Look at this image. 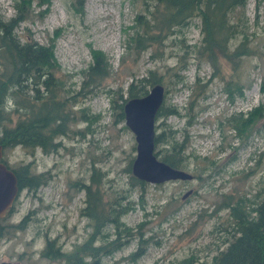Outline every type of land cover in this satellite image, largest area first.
<instances>
[{"label":"rangeland","instance_id":"obj_1","mask_svg":"<svg viewBox=\"0 0 264 264\" xmlns=\"http://www.w3.org/2000/svg\"><path fill=\"white\" fill-rule=\"evenodd\" d=\"M21 1L0 0V11L6 17L16 15V3ZM146 1L154 0H86L83 5L78 0L31 2L32 12L17 32L23 41L32 36L45 45L54 42L61 65L58 74L65 86L81 88L82 71L93 62V49L108 55L113 70L94 92L77 96L73 106L77 118L69 133L57 138L61 144L56 151L45 153L38 147L32 153L18 145L4 152L12 167L31 162L34 171L47 172L50 178L38 189L19 191L7 220L16 223L25 218V223L0 239V262L66 264L42 256L41 250L48 238L72 250L92 231L90 218L82 213L86 189L79 183L91 181L94 165L105 173V200L126 194L124 201L133 203L122 219L136 235L105 255L107 264H214V255L227 245L230 235L226 201L231 196L264 197V110L254 121L247 120L250 111L264 105V3L257 9V0L247 2L246 15L258 52L244 56L235 71L223 55L217 70L209 60L182 47L181 36L191 45L200 43L198 16L147 50L127 48ZM241 38L233 39L232 45ZM150 70L161 74L165 104L181 111L156 119L157 130L166 126L162 121L178 129L177 138L185 141L191 154L182 168L194 178L148 181L142 190L131 188L127 170L137 154L136 135L126 121H115L107 91L126 90L133 77L146 76ZM177 72L184 80L178 81ZM236 78L245 85L244 94L231 98L226 88L228 80ZM83 107L95 116L81 118ZM141 238L145 251L133 260L131 254Z\"/></svg>","mask_w":264,"mask_h":264},{"label":"trees","instance_id":"obj_2","mask_svg":"<svg viewBox=\"0 0 264 264\" xmlns=\"http://www.w3.org/2000/svg\"><path fill=\"white\" fill-rule=\"evenodd\" d=\"M32 1L16 3L17 14L11 17H6L0 11V143L4 152L18 145L32 153L38 147L45 153L56 151L61 144L57 138L68 134L72 122L77 118V111L73 107L78 102L77 96H88L94 92L93 88L100 85L113 70L108 55L102 50L93 49V62L82 71L85 79L81 88L76 90L65 86L63 78L58 74L61 65L55 54L54 42L45 45L32 36L23 41L17 32L21 22L32 12ZM85 1L78 0L81 5ZM247 2L146 1L145 13L138 14L127 48L147 50L155 42H161L175 27L183 30L198 16L202 21L200 43L191 45L181 36L182 47L186 52L195 53L199 59L209 60L217 70H220L219 58L223 55L238 71L244 56L258 52L246 15ZM263 3L264 0H257V9ZM256 17L258 21L259 13ZM239 35L242 38L233 46V39ZM177 74L179 82L184 80L179 72ZM159 82H163L161 74L150 70L146 76L133 77L126 90L123 87L108 89L116 115L115 121H126L125 103L128 99L146 95L150 87ZM244 89L245 85L238 78L228 80L226 90L231 98L244 94ZM263 110L264 105L256 107L253 112L250 111L251 116L247 120L254 121ZM176 113H181L180 108L173 104L167 105L164 101L157 111L156 119ZM81 115L86 120L95 116L87 107L81 109ZM162 123L166 126L159 131L155 125L156 154L174 167H185L191 156L186 152L187 144L177 138L178 129L170 127L166 121ZM247 126L243 125V129ZM237 127L241 128V125ZM134 159L130 160L127 168L131 173V188L140 186L143 190L148 181L133 173ZM3 161L16 172L20 190H35L49 181L47 172L34 171L31 162L12 167L4 157ZM104 176L102 169L94 165L91 181L79 183L86 189L87 195V205L82 208V213L90 218L93 228L88 237L75 244L72 250H65L56 239L48 238L41 250L42 256L61 259L66 264H107L104 256L113 253L136 235L135 230L122 219L123 214L133 207L132 201H124L126 194L105 200L106 191L102 185ZM225 204L230 209V235L227 245L214 255L213 263L264 264V197L252 200L243 195L237 198L231 196ZM12 210L13 205L6 215L0 216V239L11 236L24 226L25 218L16 223L7 220ZM108 225L111 227L107 228ZM145 248V241L141 238L138 249L131 254L133 260L139 258Z\"/></svg>","mask_w":264,"mask_h":264},{"label":"water","instance_id":"obj_3","mask_svg":"<svg viewBox=\"0 0 264 264\" xmlns=\"http://www.w3.org/2000/svg\"><path fill=\"white\" fill-rule=\"evenodd\" d=\"M164 97V85L157 83L146 95L130 98L125 103L126 124L135 133L137 140V154L132 164L133 173L153 183L194 178L193 173L170 165L155 152L156 115ZM3 156L4 147L0 143V216L6 215L20 191L18 176L3 161ZM0 264L17 263L2 261Z\"/></svg>","mask_w":264,"mask_h":264},{"label":"clouds","instance_id":"obj_4","mask_svg":"<svg viewBox=\"0 0 264 264\" xmlns=\"http://www.w3.org/2000/svg\"><path fill=\"white\" fill-rule=\"evenodd\" d=\"M9 104H11V101H9Z\"/></svg>","mask_w":264,"mask_h":264},{"label":"bare ground","instance_id":"obj_5","mask_svg":"<svg viewBox=\"0 0 264 264\" xmlns=\"http://www.w3.org/2000/svg\"><path fill=\"white\" fill-rule=\"evenodd\" d=\"M165 87V86H164ZM166 90V89H165Z\"/></svg>","mask_w":264,"mask_h":264}]
</instances>
